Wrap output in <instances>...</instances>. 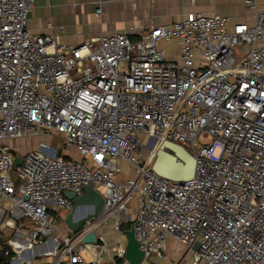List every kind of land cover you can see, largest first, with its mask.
I'll return each mask as SVG.
<instances>
[{
  "label": "built area",
  "instance_id": "2783aa9c",
  "mask_svg": "<svg viewBox=\"0 0 264 264\" xmlns=\"http://www.w3.org/2000/svg\"><path fill=\"white\" fill-rule=\"evenodd\" d=\"M261 1L244 0L253 21L232 29L227 16L190 11L137 39L125 29L62 45L32 32L35 0H0V264H132V220L144 261H169L175 241L195 264H264ZM56 135L80 157L57 155ZM164 141L195 157L191 179L155 171ZM89 184L103 208L71 230L67 193ZM91 232L97 242L85 243Z\"/></svg>",
  "mask_w": 264,
  "mask_h": 264
},
{
  "label": "crops",
  "instance_id": "0c3cea01",
  "mask_svg": "<svg viewBox=\"0 0 264 264\" xmlns=\"http://www.w3.org/2000/svg\"><path fill=\"white\" fill-rule=\"evenodd\" d=\"M190 11L227 16L231 29L253 21L244 0H35L29 18L33 33L53 34L62 45H77L125 29H132L131 37L137 39L151 25L177 22ZM168 252L169 264H195L192 252L175 241L168 244Z\"/></svg>",
  "mask_w": 264,
  "mask_h": 264
},
{
  "label": "water",
  "instance_id": "95a60500",
  "mask_svg": "<svg viewBox=\"0 0 264 264\" xmlns=\"http://www.w3.org/2000/svg\"><path fill=\"white\" fill-rule=\"evenodd\" d=\"M244 49H247L245 47ZM23 158L17 157L14 164L17 166L22 163ZM155 171L167 178L183 181L191 179L195 174L196 159L183 146L170 141L162 142L157 149V155L154 161ZM68 197L74 200L73 210L66 216L65 224L71 230L77 228L85 221L96 218L100 215L104 205L103 195L97 191L92 184L85 187L82 196H76L73 192L67 193ZM84 208V210H82ZM135 221L132 226L124 231L126 237V257L132 264H140L144 261V251L140 248V243L136 237ZM84 242H97L95 232H91L84 238ZM199 243H196L194 250H198Z\"/></svg>",
  "mask_w": 264,
  "mask_h": 264
},
{
  "label": "rangeland",
  "instance_id": "374dc122",
  "mask_svg": "<svg viewBox=\"0 0 264 264\" xmlns=\"http://www.w3.org/2000/svg\"><path fill=\"white\" fill-rule=\"evenodd\" d=\"M40 139H43V137L34 138L32 140V142H31V144L36 145ZM201 140H203V139H200V141ZM208 141L209 140H204V142H208ZM62 143H63V139L59 135H56L54 140H53V146L58 148L57 155H63L66 152L67 156H71V157L76 156V153H75L74 150L67 149L66 151H62V148H61ZM12 144L15 145V146H18L20 151H21V153H25V152L28 151L30 143L29 142L27 143L26 140H19V141H15ZM10 173H11L12 178L14 180H17V171H16V169H13ZM100 190L104 192V188L100 187ZM53 214L56 215V217L58 219V222L61 223L62 220H64L63 211H54ZM105 229H106V231L109 232L108 239L110 240V243L114 242V240L116 238V234H115V232L112 229V225H108L107 228H105ZM64 232L67 233V230L64 229ZM54 236L59 237L58 234H54ZM155 257L156 256H152V257L146 259L144 261V264H169L168 261L166 262L165 260H163V259L160 260L159 258L154 259ZM190 261H192V260H190ZM191 264H193V263H191Z\"/></svg>",
  "mask_w": 264,
  "mask_h": 264
},
{
  "label": "trees",
  "instance_id": "16d2710c",
  "mask_svg": "<svg viewBox=\"0 0 264 264\" xmlns=\"http://www.w3.org/2000/svg\"><path fill=\"white\" fill-rule=\"evenodd\" d=\"M133 223H134L133 220L132 221H127L126 223H124L123 224V230L125 231V230L129 229L132 226Z\"/></svg>",
  "mask_w": 264,
  "mask_h": 264
},
{
  "label": "bare ground",
  "instance_id": "6f19581e",
  "mask_svg": "<svg viewBox=\"0 0 264 264\" xmlns=\"http://www.w3.org/2000/svg\"><path fill=\"white\" fill-rule=\"evenodd\" d=\"M156 149H158V145H157ZM82 210H84V208Z\"/></svg>",
  "mask_w": 264,
  "mask_h": 264
}]
</instances>
